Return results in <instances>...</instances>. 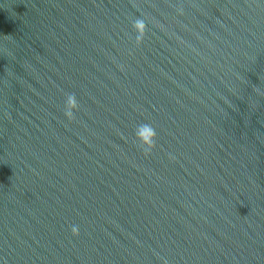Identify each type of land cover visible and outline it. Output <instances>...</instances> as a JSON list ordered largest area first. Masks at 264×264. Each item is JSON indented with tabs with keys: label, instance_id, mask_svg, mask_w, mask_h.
Segmentation results:
<instances>
[{
	"label": "water",
	"instance_id": "1",
	"mask_svg": "<svg viewBox=\"0 0 264 264\" xmlns=\"http://www.w3.org/2000/svg\"><path fill=\"white\" fill-rule=\"evenodd\" d=\"M0 264H264V0H0Z\"/></svg>",
	"mask_w": 264,
	"mask_h": 264
},
{
	"label": "clouds",
	"instance_id": "2",
	"mask_svg": "<svg viewBox=\"0 0 264 264\" xmlns=\"http://www.w3.org/2000/svg\"><path fill=\"white\" fill-rule=\"evenodd\" d=\"M137 24H138V25L143 24V21H137ZM69 101H70L71 104L75 105V103H76V98H75V96H74V95H73V96H70V97H69ZM66 115H67V117H68L69 119H72V118H73V113H72V112H66ZM144 127H150V126H149V125H144ZM152 147H153V148L156 147V142H155V141H153V145H152ZM148 153H150V152H147L146 154H148ZM72 232H73L74 234L78 235V234H79V228H78L77 226H73V228H72Z\"/></svg>",
	"mask_w": 264,
	"mask_h": 264
}]
</instances>
